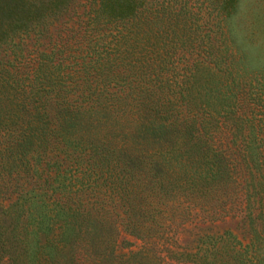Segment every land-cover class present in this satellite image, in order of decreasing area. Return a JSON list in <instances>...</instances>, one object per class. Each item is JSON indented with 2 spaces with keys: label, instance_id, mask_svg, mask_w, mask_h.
<instances>
[{
  "label": "trees",
  "instance_id": "16d2710c",
  "mask_svg": "<svg viewBox=\"0 0 264 264\" xmlns=\"http://www.w3.org/2000/svg\"><path fill=\"white\" fill-rule=\"evenodd\" d=\"M226 217L184 255L264 264V2L0 0V264Z\"/></svg>",
  "mask_w": 264,
  "mask_h": 264
},
{
  "label": "rangeland",
  "instance_id": "374dc122",
  "mask_svg": "<svg viewBox=\"0 0 264 264\" xmlns=\"http://www.w3.org/2000/svg\"><path fill=\"white\" fill-rule=\"evenodd\" d=\"M247 1L249 2L250 0ZM254 2H264V0H254ZM245 15L250 16L248 14ZM245 15H243V18L246 19V22L249 24L250 21ZM260 30L261 25L258 21L254 26V31L260 32ZM227 229L231 230L237 236L241 234V228L237 220L229 217L216 222H209V220L206 222H187L178 229V231L168 234L165 239L157 242L158 247L156 254L152 255L150 252H144V250H142L141 254L146 255L145 257L150 254V259H155L157 257L156 261L160 260V264H194L191 263L189 257L184 254L192 253V251L195 250L194 247L197 244V238L203 234H216ZM147 242L148 241L136 239L122 232L118 237L113 263L129 264L127 262V257L140 249H147V247H150V244ZM151 264H156V262H152Z\"/></svg>",
  "mask_w": 264,
  "mask_h": 264
}]
</instances>
